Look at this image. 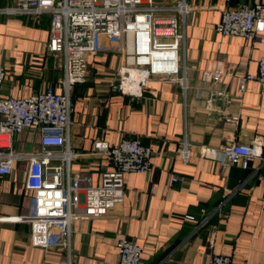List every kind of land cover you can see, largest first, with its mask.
Instances as JSON below:
<instances>
[{
  "label": "crops",
  "instance_id": "0c3cea01",
  "mask_svg": "<svg viewBox=\"0 0 264 264\" xmlns=\"http://www.w3.org/2000/svg\"><path fill=\"white\" fill-rule=\"evenodd\" d=\"M144 1L168 6L182 0ZM184 1L190 8L179 53L185 91L180 82L155 76L141 98L112 92L126 54L119 42L108 39L102 42L103 52L87 56L84 81L69 88L71 175L99 185L113 166L94 152L95 142L115 147L133 138L152 149V171L126 174L124 201L105 217L89 218L80 210L70 250H44L32 245L29 223L2 220L32 212L34 193L26 189L29 162L16 161L11 174L0 175V264H119L121 239L142 248V264H210L213 254L241 264H264V148L247 169L225 170L222 164L226 146L264 141V85L249 82L240 94L235 77L212 78L216 71L257 74L264 32L261 39L246 41L217 31L225 10L252 6L256 0ZM15 6L14 0H0V66L7 74L0 96L24 99L45 92L48 84L64 94L63 57L48 48L51 15L7 12ZM157 17L164 23L173 17L181 22L170 12ZM215 91L224 94L214 95L208 106ZM39 146L34 128L13 135L9 151L31 154ZM185 148L187 160L181 156ZM230 192L234 194L218 210Z\"/></svg>",
  "mask_w": 264,
  "mask_h": 264
},
{
  "label": "built area",
  "instance_id": "2783aa9c",
  "mask_svg": "<svg viewBox=\"0 0 264 264\" xmlns=\"http://www.w3.org/2000/svg\"><path fill=\"white\" fill-rule=\"evenodd\" d=\"M17 6L7 12L19 15L52 17L49 51L61 55L64 61L66 92L59 94L53 84L43 93H35L24 99L0 96V175L13 172L14 163L27 160L29 169L26 189L34 193L32 212L29 216L5 218L7 222L29 223L32 245L51 250H70L72 226L82 216L105 217L110 210L123 203L125 198V175L152 171L153 151L138 138L125 139L111 147L106 141L94 144L97 155L109 158L113 170L106 171L101 183L93 186L90 179L72 176L71 156L68 151V134L72 112L69 88L83 82L87 73V56L104 51V39L119 42L120 52L126 59L110 85L112 92L129 98H141L144 88L155 76L180 82L187 89L185 69L180 76L179 53L185 41V18L189 7L184 0L157 6L144 0H14ZM170 12L176 17L167 23L160 22L157 14ZM160 31H163L160 33ZM217 31L225 37H240L246 41L261 39L264 32V3L256 0L252 6L228 8L222 14ZM180 76V77H179ZM235 77L237 88L243 94L249 82L264 85V57L259 62L257 74L233 76L232 73L216 71L215 82L224 77ZM7 79L0 66V91ZM212 92L208 106L212 105ZM207 106V107H208ZM37 128L40 146L37 152L20 154L9 151L13 135ZM264 148L262 138L251 144L234 143L223 149L222 164L225 170L233 166L248 168L249 160L261 157ZM183 159L189 158L185 148ZM174 177L172 182H177ZM234 194L225 196L218 210ZM264 206V196L262 199ZM193 219V218H190ZM119 264H142V248L132 240L118 242ZM210 264H241L231 256L213 254Z\"/></svg>",
  "mask_w": 264,
  "mask_h": 264
}]
</instances>
